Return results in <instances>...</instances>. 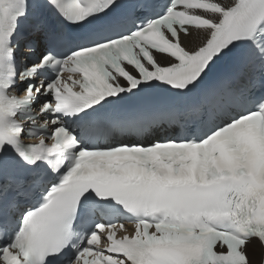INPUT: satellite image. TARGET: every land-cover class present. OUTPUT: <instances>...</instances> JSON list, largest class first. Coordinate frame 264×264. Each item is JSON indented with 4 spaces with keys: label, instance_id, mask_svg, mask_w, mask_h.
<instances>
[{
    "label": "snow or ice",
    "instance_id": "1",
    "mask_svg": "<svg viewBox=\"0 0 264 264\" xmlns=\"http://www.w3.org/2000/svg\"><path fill=\"white\" fill-rule=\"evenodd\" d=\"M159 87L167 109L106 114ZM253 241L264 0H0V264H251Z\"/></svg>",
    "mask_w": 264,
    "mask_h": 264
},
{
    "label": "bare ground",
    "instance_id": "2",
    "mask_svg": "<svg viewBox=\"0 0 264 264\" xmlns=\"http://www.w3.org/2000/svg\"><path fill=\"white\" fill-rule=\"evenodd\" d=\"M192 37H199V36H192ZM186 44L188 45L189 48H193L194 46H196L198 43L196 42V40H190L187 39L186 40ZM249 254H250V261L251 264H260V258H261V251L259 249V246H257V244L255 242H253L250 246H249Z\"/></svg>",
    "mask_w": 264,
    "mask_h": 264
}]
</instances>
